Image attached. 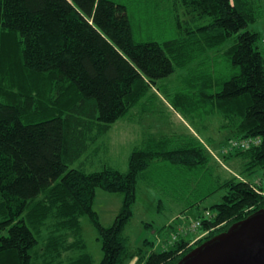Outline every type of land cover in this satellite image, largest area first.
<instances>
[{"label": "trees", "instance_id": "16d2710c", "mask_svg": "<svg viewBox=\"0 0 264 264\" xmlns=\"http://www.w3.org/2000/svg\"><path fill=\"white\" fill-rule=\"evenodd\" d=\"M181 3L192 14L182 21V35L159 39L151 20L116 0H0V264H34L39 250L49 261L73 248L80 254L69 264H91L79 236L81 214L98 231L101 264H125L135 255L134 264H175L264 208V181L256 186L229 172L212 157L199 127L198 136L177 130L147 136L131 146L126 168L70 166L151 85L196 59L191 75L171 90L173 108L192 119L221 116L220 128L232 133L229 144L233 137L250 141L220 154L224 162L237 156L248 174L264 169V34L246 28L261 18V1ZM231 36L224 50L207 51ZM139 180L153 189L158 211L167 199L182 211L209 210L210 218L198 215L208 234L190 244L187 226L169 224L175 239L165 247L153 249L143 238L130 248L124 226ZM98 187L122 195L110 225L93 207ZM217 191L218 202L202 205Z\"/></svg>", "mask_w": 264, "mask_h": 264}, {"label": "rangeland", "instance_id": "374dc122", "mask_svg": "<svg viewBox=\"0 0 264 264\" xmlns=\"http://www.w3.org/2000/svg\"><path fill=\"white\" fill-rule=\"evenodd\" d=\"M120 3H125L128 12L133 16L141 14L143 20L151 23L150 30L154 32L155 37L159 36V39H171L176 36H181L182 21L192 17L181 3L182 0H116ZM263 7V14L259 20L250 22L247 29L258 30L264 34V0H260ZM139 10V12H138ZM137 19V18H136ZM155 20L159 24H153L152 20ZM200 21V20H199ZM155 25V26H154ZM145 30V29H144ZM146 31V30H145ZM135 33V31H134ZM232 37H229L225 42L214 47L213 49H207V51H222L232 43ZM264 37V35H263ZM259 48L264 49V40L259 41ZM199 62L196 59L183 67L176 66L173 73L167 77L162 78L158 84L151 85L148 92L132 105L127 112L122 114L112 125L111 128L97 138L95 145L89 147L85 152H82L74 162L70 165L72 167L83 162V168L86 170H95L103 167H115L126 168L127 157L131 151V146L137 142H141L142 139L149 135H161L171 131H183L190 132L197 135L196 128H200V138L207 146L208 151L212 154L219 163H221L226 169L232 173L234 170L240 173L241 177H248L254 185L257 186L260 182L264 181V169H257L256 172L251 174L246 173L244 170V163L239 160L237 156H234L230 161L224 162L222 156L223 153L229 152L231 148L244 142L249 141L247 139H236L233 137V141L229 144L228 140L232 139V133L228 128H220L221 116L210 115L201 120L192 119V117L184 116L177 109L173 108L170 98L171 94L177 90L183 83L184 77L191 75V69L198 66ZM183 78V79H182ZM165 87V89H163ZM149 98V99H148ZM148 99V100H147ZM142 100H147L146 104H142ZM199 135V134H198ZM197 135V136H198ZM212 138L213 141L209 144L207 138ZM210 138V139H211ZM236 142L235 144H233ZM96 146V147H95ZM98 147V152H94V148ZM238 148H241L238 147ZM244 149V148H242ZM137 185V198L133 203V213L131 219L124 226V234L127 237L128 245L134 249L136 245H141L143 238H147L152 241L153 249L163 248L167 244L170 238L175 239L174 236L169 235L170 226H176L190 224L195 219H200L199 213L201 212V218L204 215L206 208H202L199 213H196L193 209L188 210L184 217V220L179 218L171 222L165 221L171 214V203L169 199L164 201L163 204L167 206L162 210H156L157 201L155 202V195L151 193L153 191L146 182L139 180ZM264 193V192H263ZM221 191H217L212 196L207 198L202 205L210 206L211 204L218 202L221 199ZM122 195L115 192H106L101 188L95 190V199L93 201V207L98 213L100 221L104 225H110L113 221V217L119 209ZM80 219V238L85 243V247L88 253H91V264H101V241L98 238V231L91 222V220L85 215L81 214ZM146 223V224H145ZM164 225L168 228L164 229L161 226ZM162 228V229H160ZM185 233V232H184ZM182 233V234H184ZM190 244L194 241L205 237L208 234L207 230L200 231V227L195 230L189 231ZM169 235V236H168ZM186 236V235H185ZM184 236V237H185ZM75 237L74 234L70 236L71 239ZM171 240V241H172ZM39 241V238H38ZM170 242V241H169ZM36 248L39 250L42 248V243H36ZM196 246V245H195ZM151 247V248H152ZM148 249V246L144 248ZM42 250H39L38 256L33 255L32 262L34 264H69L72 260L79 256L80 249H69L62 253L60 256H56L54 259L48 261L44 255H41ZM146 254V253H145ZM138 256L126 261L125 264H134Z\"/></svg>", "mask_w": 264, "mask_h": 264}, {"label": "water", "instance_id": "95a60500", "mask_svg": "<svg viewBox=\"0 0 264 264\" xmlns=\"http://www.w3.org/2000/svg\"><path fill=\"white\" fill-rule=\"evenodd\" d=\"M175 264H264V208L193 246Z\"/></svg>", "mask_w": 264, "mask_h": 264}, {"label": "built area", "instance_id": "2783aa9c", "mask_svg": "<svg viewBox=\"0 0 264 264\" xmlns=\"http://www.w3.org/2000/svg\"><path fill=\"white\" fill-rule=\"evenodd\" d=\"M249 142L250 141H244V142L240 143L239 145L241 146V148H246V147H248ZM235 143L236 142H234L233 144H235ZM203 217L204 218H210V217H212V213H210L209 210H205ZM199 224H200V219H195V220L191 221L190 224L186 225L187 226L186 231L195 230L196 228H198L200 226Z\"/></svg>", "mask_w": 264, "mask_h": 264}, {"label": "crops", "instance_id": "0c3cea01", "mask_svg": "<svg viewBox=\"0 0 264 264\" xmlns=\"http://www.w3.org/2000/svg\"><path fill=\"white\" fill-rule=\"evenodd\" d=\"M170 210L171 211L169 212V214L170 213H172V214H171V217H169L168 219L165 220L167 222H171L173 220H178L179 218L184 220V217L186 215H188L187 213L189 212L188 210L182 211L180 207L178 208V206H176L175 208H170ZM182 212H184V214Z\"/></svg>", "mask_w": 264, "mask_h": 264}]
</instances>
